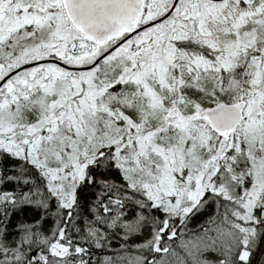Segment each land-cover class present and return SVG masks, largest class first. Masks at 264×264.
Here are the masks:
<instances>
[{
  "label": "rangeland",
  "instance_id": "rangeland-1",
  "mask_svg": "<svg viewBox=\"0 0 264 264\" xmlns=\"http://www.w3.org/2000/svg\"><path fill=\"white\" fill-rule=\"evenodd\" d=\"M168 1L146 0L143 20L160 14ZM238 2L243 3L242 7ZM2 6L0 78L24 62L41 59L85 66L107 49V45H94L71 27L58 4L4 0ZM263 12L264 0H182L173 18L149 29H157L164 39L160 55L156 46L151 54L143 45L127 54L118 49L86 71L41 63L13 76L15 82H25L27 91L23 93L19 87L10 95H0V151L10 160L26 161L41 169L49 201L55 205L51 212L54 228L72 201L87 165L96 156L105 155L113 170L120 169L124 186L131 192H145L161 219L173 223L167 222L170 226L184 219L185 206L195 203L196 214L214 205L216 200L205 193L209 188L225 198L227 194L245 195L241 207L233 213L235 220L229 232L214 231L207 238L186 240L182 247L198 264H264V225L260 231L255 229L256 234L245 225L254 220V204L259 203L253 193L264 189V107L262 111L258 107L264 101ZM260 23L262 31L257 26ZM159 27L165 28L161 31ZM189 40L207 46L212 58L174 45ZM179 61L182 65L178 69ZM237 66L241 77H247L246 83L233 79L231 72ZM183 75L195 79L216 77L215 88L208 94L216 105L186 112L190 105L177 97ZM30 78L33 80L29 83ZM232 80L237 94L231 97L235 102L229 104L243 101V118L232 132H214L206 126L202 113L227 105L222 102V92L233 84ZM216 90L222 94L214 96ZM171 113L180 114L179 118ZM192 113L196 118H190ZM45 119L49 123L42 130L31 129L33 121ZM221 146V156L210 160ZM176 176L180 177L178 183ZM89 182L92 184L93 177ZM20 205L36 209L18 204L15 198L9 214L19 210ZM135 221H140L137 216ZM26 223L16 224L12 230L7 226L6 235H0V252H6L8 264H37L34 256L45 252L49 253L45 264H60L52 255L61 249V244L52 241L54 229L39 217L31 226ZM124 225L125 232L139 229L138 225L132 228V220ZM96 233L104 237L102 229L97 228ZM166 234L155 236L154 241L166 239ZM26 240L31 244L29 254L24 252ZM152 249L165 250L158 243ZM168 249L174 252L172 247ZM175 261L172 264H177ZM127 264L139 263L130 260Z\"/></svg>",
  "mask_w": 264,
  "mask_h": 264
},
{
  "label": "trees",
  "instance_id": "trees-1",
  "mask_svg": "<svg viewBox=\"0 0 264 264\" xmlns=\"http://www.w3.org/2000/svg\"><path fill=\"white\" fill-rule=\"evenodd\" d=\"M242 4L238 2L239 7H242ZM261 20L264 22V12ZM257 26L262 31V24ZM147 33L145 32L143 35ZM143 35H138L135 38L139 41L140 48L144 45ZM214 41L215 38L212 42ZM148 44L149 42H146L144 46L148 48L150 46ZM174 45L183 51H191L205 58H212L208 54L207 46H199L191 40L174 43ZM261 59L259 58L256 63L258 66ZM241 61L242 58H239L238 62ZM181 65V61L176 63L178 69ZM239 70H241L239 66L232 70L233 79L240 83H246L247 77H241V74L238 73ZM174 73L179 75L178 71ZM222 77L220 78L222 79ZM225 78L227 75L222 79L224 84L227 81ZM215 80L216 77L195 79L183 75L184 82L177 91V97L190 105L189 109L185 110L186 112H192L195 109L203 110L216 105V101H213L209 96V90L215 88ZM234 80H232L233 84L229 83L230 85L222 92L224 95L230 94L226 97L223 95L222 102L225 104L235 102L231 99L232 95L237 94V91L233 89ZM255 88L260 90L259 85H256ZM222 93L217 91L214 96ZM258 107L260 111L264 107V101H261ZM110 165L105 159V155L93 158L85 168L84 178L75 187L72 201L64 209L63 216L60 217L58 225L54 228V218L51 212L55 205L49 201V193L45 188L46 178L41 169L26 161L10 160L0 151V235L2 233L6 235L7 226L8 230H12L16 224L24 226L25 222H27L26 225L31 226L32 221L39 217L42 223L50 225L51 229H54L52 241L61 244L59 253L52 254L60 261V264H127L130 260L139 264H172L175 259L177 264H198L194 261V257H190L189 250L183 249L182 244H185L186 240H197L198 237L207 238L209 233L214 231L229 232L231 229L229 219L235 217V214L228 212L227 199L222 194L211 195L210 198L216 201L206 210L197 212L193 216L189 215L192 216L191 219L187 218L189 216H185L182 221L174 222L175 224L170 226L169 224L173 223L161 219V213L154 208L153 200L149 199L145 192H131L128 187L124 186V181L119 176L120 169L113 170ZM92 177L91 184L89 179ZM176 177L178 183L180 177ZM94 180H97L96 184ZM97 190L98 192H96ZM15 198L18 199V204L26 203L36 209L33 211L27 206L20 205L19 210L9 214L11 209L9 205ZM136 216L140 220L138 224L135 221ZM129 220H132L134 224L132 228L138 225L139 229L135 228L134 231L125 232L124 224L127 225ZM165 223H167L166 226ZM245 225L254 230L261 229V227L258 228L259 226L253 227V224ZM97 228L102 229L103 238L96 233ZM163 232L167 233L166 239L154 241V237H158ZM170 232L173 234L170 235ZM155 243H158L161 249L165 248L164 252H155L152 249ZM164 243L169 244L165 246ZM29 244L30 241L27 240L24 243V252L27 254H29ZM227 244L229 243L227 242ZM260 244L261 241L254 249L255 255ZM168 247L174 249L175 258ZM237 248V254H239L241 247ZM48 256L49 253L46 252L43 255L38 254L34 256V262L45 264V258ZM0 257L4 261L0 264L9 263L6 259V252H0Z\"/></svg>",
  "mask_w": 264,
  "mask_h": 264
},
{
  "label": "water",
  "instance_id": "water-1",
  "mask_svg": "<svg viewBox=\"0 0 264 264\" xmlns=\"http://www.w3.org/2000/svg\"><path fill=\"white\" fill-rule=\"evenodd\" d=\"M48 3L61 2L64 7L66 17H68L71 25L78 28L80 33L90 39L94 44L109 42L115 37L120 30L126 29L130 33L120 42L110 46L109 49L99 54L90 64L85 66L72 67L66 63H62L56 59H41L40 61H31L23 63L17 68L9 71L4 78L0 80V86L7 81L10 76L18 73V71L30 68L31 66L41 65V63H54L62 69L71 71H86L95 67L101 59L107 57L111 52L116 51L120 43L130 38L133 34L144 28L153 26L155 23L169 16L176 6L177 0H173V4L165 12V15L155 19L152 22L145 23L143 26L135 29L139 17L142 15L144 6L143 0H47ZM210 1V0H209ZM213 2H222V0H211ZM243 103L238 106L226 105L223 107H215L205 112L209 124L215 131L225 132L233 130L239 123L243 113H241ZM192 119V118H191ZM44 125V121L34 124V127L40 128ZM224 150L219 147L217 156Z\"/></svg>",
  "mask_w": 264,
  "mask_h": 264
},
{
  "label": "flooded vegetation",
  "instance_id": "flooded-vegetation-1",
  "mask_svg": "<svg viewBox=\"0 0 264 264\" xmlns=\"http://www.w3.org/2000/svg\"><path fill=\"white\" fill-rule=\"evenodd\" d=\"M5 1H7V0H5ZM171 1V2H170ZM170 1H168L167 2V4L165 5V10H163V11H161L160 12V14H158L157 16H154V17H152V18H150V19H146V20H143V15H145L146 14V12H144V8H145V5H146V0H144V7H143V11H142V16H141V18L139 19V21L137 22V24H136V27H135V29H137V28H139V27H141V26H143V24H145V23H149V22H152V21H154L155 19H158V18H160V17H162V16H164L165 15V12L166 11H168V9L171 7V5L173 4V0H170ZM181 1L182 0H177V3H176V6L173 8V10L171 11L172 13L169 15V16H167L165 19H163V20H161V21H159L158 23H155L154 24V26H150V27H147V28H144L143 30H141V31H138V32H136L135 34H133L130 38H128V39H126L125 41H123L122 43H120V45L118 46V48H120L121 49V52H123L124 54L126 53H130L131 51H132V49H134V48H138L139 50L141 49L140 47H139V41L138 40H136L135 38H136V36H138V35H143V33H147V31H148V33L146 34V35H143L142 37H144V39H143V43H144V45L146 44V42H149V44L148 45H150L148 48H150V52H151V54H153V50H154V48H155V46L158 48V50H159V55L161 54V53H163V47H161V43L162 42H164V39H162V38H160V34H157L156 33V30L157 29H155L153 32H149V29H151V28H154L155 26H162V25H165L164 23H165V21H167V20H169V19H171V18H173L174 16H175V14H176V12L179 10V8L181 7ZM4 2V0H0V12L1 13H3L2 12V3ZM59 6H60V3L58 4ZM62 7V6H61ZM63 8V7H62ZM152 8V7H151ZM6 9V8H5ZM64 10V9H63ZM143 12L145 13V14H143ZM161 28V31L163 30V28H165V27H159V29ZM130 33V31H128V30H126V29H122V30H120V32L115 36V37H113L109 42H107V43H104L103 45L105 46V45H107V49L110 47V46H112V45H114L115 43H118V42H120V40H122V39H124L128 34ZM142 43V44H143ZM123 49V50H122ZM106 50V49H105ZM156 57H158V55L156 56ZM7 74V73H6ZM6 74H4L3 76H1V78H0V80L2 79V78H4V76L6 75ZM33 79L32 78H30V80H28V82L30 83V81H32ZM19 87L20 88H23V93H25L26 91H27V87H26V85H25V82L24 81H20L19 83L18 82H15L14 81V77L13 76H11V78H9L5 83H3L1 86H0V95H4V94H7V95H10V94H12V93H14V92H17V91H19ZM22 99V98H21ZM23 99H24V97H23ZM172 109H174L175 110V108H172ZM204 113V112H203ZM202 113V114H203ZM171 115H176L175 117H177V118H179V115H177V114H174V113H171ZM194 116V115H193ZM196 116V115H195ZM44 121V125L42 126V127H40V128H36V127H34V124L36 123L35 121H33L31 124H30V127H31V129H34V130H42L43 128H44V126L45 125H47L48 123H49V119H45V120H43ZM206 121V120H205ZM206 123H207V121H206ZM207 125H208V123H207ZM216 154L217 153H215V154H213V155H211V157H210V160H212V161H215V159H217V158H219V156H221V154L219 155V156H217L216 158H215V156H216ZM211 182H213V180H211ZM257 190H258V188H257ZM205 193H206V195L207 196H211V195H214V194H217V193H213V192H211L210 191V188L209 189H207L206 191H205ZM227 194V193H226ZM243 194V193H242ZM253 197H256L257 198V200L259 201V203H258V205L257 204H254L255 205V211H254V213H253V215H254V220L253 221H251L250 223H247L248 225H251V224H253V227H258V228H262V226L264 225V189L263 190H258L257 191V193H253ZM252 197V198H253ZM204 198H206V196L204 197ZM244 198L246 199V196L245 195H240V194H238V195H235V194H227V197H226V199H227V203H228V206H227V210H228V212H232V211H234V212H232V213H235V212H237V210L241 207V205H242V203L244 202ZM198 202H200V200L198 201V200H196V203H198ZM200 203H202V201L200 202ZM196 204L195 203H193V204H191L190 206L188 205V206H185V208L183 209V211H182V214H183V216L185 217V216H189V215H192V214H194L193 212L195 211L194 209H196V207L197 206H195ZM244 205V204H243ZM258 211H259V213H258ZM230 220V224L232 225V223L234 222V220H235V218L233 217V218H231V219H229ZM256 231V230H255ZM260 231V230H259ZM255 233V232H254ZM173 233L172 232H170V235H172Z\"/></svg>",
  "mask_w": 264,
  "mask_h": 264
},
{
  "label": "bare ground",
  "instance_id": "bare-ground-1",
  "mask_svg": "<svg viewBox=\"0 0 264 264\" xmlns=\"http://www.w3.org/2000/svg\"><path fill=\"white\" fill-rule=\"evenodd\" d=\"M246 254V251H244L243 255Z\"/></svg>",
  "mask_w": 264,
  "mask_h": 264
}]
</instances>
